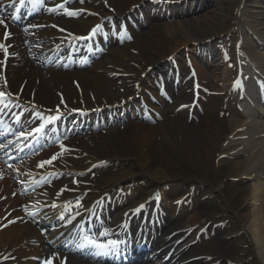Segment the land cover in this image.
Returning a JSON list of instances; mask_svg holds the SVG:
<instances>
[{
    "label": "bare ground",
    "instance_id": "1",
    "mask_svg": "<svg viewBox=\"0 0 264 264\" xmlns=\"http://www.w3.org/2000/svg\"><path fill=\"white\" fill-rule=\"evenodd\" d=\"M2 1L12 3L20 0ZM66 1L43 0L41 15L31 24L57 21L50 15L57 2ZM86 1L84 5L79 3L73 6L80 8L81 13L66 17V21L62 23V27L66 28L65 32L59 33L47 25L42 32H38L37 35L43 37L41 40H51L55 45L48 53L57 51L60 47L57 44L63 38L69 43L75 41L80 28L95 24L104 26L103 17L111 12L101 0ZM142 1L144 0H109L107 4L115 6L117 14L121 15L138 12L135 5ZM211 2L209 14L214 15L210 18L203 19V15H198L188 22L170 23L174 25L173 38L168 31L169 23L150 18L151 25L144 32L135 34L133 43L123 47L110 46L103 59L89 61L85 68L70 58L53 62L48 67L34 62L33 51L26 43V35L8 21L0 24V44L7 48V54L0 49V93L8 100L6 107L9 113L5 116L0 108V124H3L1 121L8 122L9 116H18L36 129L42 127L46 119L51 116L57 118L63 111L102 109L103 112L107 103L117 95H122L121 88L131 77H134L136 86L140 87L143 99L148 100L145 103L154 111L151 118L155 120L150 124L129 121L122 127L107 130L104 140L107 144L98 147L99 151L93 148L94 152H88L84 148L87 142L83 139L69 138L61 144L64 149H60V152L64 155L76 154L77 161H71L72 163L70 158L64 156L44 167H38L41 161L49 160L53 155L50 150L52 147H43L37 156L26 159L22 162L24 166L17 169L26 171L25 177L13 174L16 184L11 183L12 178L7 175L8 167L0 162V170H3L0 171V264H35L37 258L44 260L42 264H106L81 259L78 249L64 251L65 246L61 241L63 236L68 230L78 226L75 222L77 213L71 206L82 201L85 206L83 220L91 225L95 218V198L107 192L114 183L139 176L149 186L143 202L101 217L110 216L109 222L114 225L116 237L128 239L126 246L137 251L136 256H131L133 259L150 261V264H170L167 253L171 247L189 231L201 233L205 229L204 222L209 217V213L200 208L199 211L186 214L179 225H171L167 221L179 209L181 196L177 194L180 185L193 179L182 167L181 161L173 158L177 154L197 170H204L209 160L222 156L226 163L224 172L227 178L251 181V184L238 191L226 193L223 198L232 200L230 209L240 220L246 222L256 256L264 264V0ZM158 5L164 12L163 17L166 14L172 17L185 12L180 8ZM143 6L145 7L144 4L140 7ZM185 22L188 26L180 30L179 27ZM232 28L236 29L233 44L236 50L231 67L227 68L223 56L218 57L209 45L213 41L215 44V37L222 32L229 29L232 32ZM209 39L211 40L208 41ZM174 40L177 44L192 41V50L202 49L199 54L205 67H212L214 71L218 70L219 65L224 68L223 79H219L214 73L207 74L194 60L196 75L192 79L187 78L190 79L186 80L187 86L185 84L180 90L183 94L178 93L184 96L186 93L183 90L189 87L194 93L188 94L187 98H192L193 103L198 101L201 105V112L195 110L190 122L174 114L177 105L161 107L150 99L153 97L154 101L163 103L162 95H158L156 85L149 77L154 72L148 71L145 75L142 73L146 67L144 62L151 63L159 55L167 58L179 49V46L173 47ZM230 46L231 44L227 47ZM178 67L180 71L181 66ZM184 76L186 77V72ZM246 82L252 84V92L241 88ZM208 83H211L210 88L221 90L224 96L229 88L231 91L238 90L243 110L234 108L228 118L223 117L221 112L224 102L213 94L203 93ZM118 88L120 89L117 90ZM168 91L170 94L175 92L171 88ZM23 113L28 117H23ZM159 119L161 122H158ZM11 138L15 139L16 136ZM26 145L28 143H22L18 147L17 143L11 149L18 153ZM27 152L30 154L31 151L27 149ZM121 157L129 159L128 168L121 171L105 170L99 179L93 181V185H75L67 177L70 171L84 170L98 160L111 161ZM63 162L67 167L61 166L60 163ZM87 162L89 163L86 164ZM15 166L9 165L10 169ZM62 169L68 171H64L59 179L50 177L48 181H44L41 178L62 172ZM155 190L160 191L161 201H151ZM169 197H174L175 202L170 207L171 212L164 205ZM248 203L254 206L253 213H242L241 210ZM106 208L109 209L108 206ZM153 213L157 220L167 224L160 229L154 226L159 223L150 221ZM138 216L144 217L145 222L137 224ZM142 236H146L147 242L154 239L150 250L145 247L138 250V244L145 240ZM109 242L104 244L108 245ZM173 247L172 255L178 251L183 257L180 256L176 263L171 264H207L204 259H196L197 255L191 250V245L180 244ZM227 249L226 245L219 246L216 253L225 257Z\"/></svg>",
    "mask_w": 264,
    "mask_h": 264
},
{
    "label": "rangeland",
    "instance_id": "2",
    "mask_svg": "<svg viewBox=\"0 0 264 264\" xmlns=\"http://www.w3.org/2000/svg\"><path fill=\"white\" fill-rule=\"evenodd\" d=\"M101 2H103L105 8L111 9V12L114 15H117L115 17L120 18V14H117L118 9L115 6H109L107 4L109 3V0H101ZM210 2L211 0L172 1L170 2V4L172 5H168L169 8H172V9L180 8V9H183L185 12H183V14L172 16V17H169V15L166 14V17H163L164 12L161 9V7L158 5V3L162 4L161 2H157L156 0H144L142 2H139L137 5H135L136 7H138V12L128 14V21H129L128 24L129 25L132 24V26L135 27L137 32H139L140 34L148 29L149 27L148 21H152L150 20V18L157 19L161 22H167L169 24L176 23V21L188 22L192 17H197L198 15H203L201 17L203 19L210 18L211 15L212 16L214 15L212 13L209 14L211 12L210 8L212 7ZM33 4L35 5H32V11H38L39 5L37 3H33ZM143 4L145 5V7L144 6L140 7ZM23 7H25V5H23ZM58 10H61V9H58ZM19 12L22 14H28L26 7L24 9H20ZM9 13L10 11L6 12L5 10H3L0 14H9ZM55 14H58V11H56ZM186 22L181 27H179L180 30L181 28L184 29V27L188 26ZM60 23L59 24L55 23V24L57 25V27H61L62 23L61 24ZM120 24L121 22L119 20H117L113 24V28L115 31L122 29V27H119ZM84 30L85 29H82L81 31L83 32ZM168 31L171 33V37L173 38L174 37L173 33L175 31L174 25L172 24L168 25ZM231 31L232 32H230V29H229V31L227 30V31L222 32L221 34L215 37V40H217V42L214 44V41H213V43L209 45V48L211 50H214L218 57H220V54L223 50H225V53L227 52V60L226 62H224V63H227V68H230L229 65H231L232 60L234 58L233 57V51H234L233 44H234V39L236 36L235 34L236 29L232 28ZM210 40L211 39H209L208 41ZM132 42H133V37H130V39L129 37H126L125 39L126 44H131ZM184 42L185 41L182 42L183 44L181 43L177 44L176 41L174 40L173 47L179 46V49L174 51V54L172 55L173 58L171 57L170 59H167L159 55V56H155V58L153 59L151 63L142 62L143 64L146 65V67H144V70L151 71L152 69H155L153 70L154 72L165 74L167 71L173 72L175 70L172 68L175 66V63L176 64L179 62L180 64L187 63V62L191 63L192 61L194 62L195 60L197 64L203 67L204 71L207 74L214 73L217 76V78L223 79L222 77V73L224 72L223 66L219 65L217 67L218 70H215V71L213 70L212 67L210 68L205 67L204 62L200 60L201 57L199 53H201L202 49L197 48L196 51H194L192 50L194 46V43L192 41H187L185 43ZM229 44H232L231 51H227L226 49V46H228ZM30 47L31 49L34 50L35 53L40 52V50H38L36 47L32 45ZM61 54H64V53H61ZM103 58H104L103 50L91 56V59L100 60ZM34 59L36 60L35 57ZM196 62L194 63L196 64ZM132 78L128 84L130 88L128 87L127 90H130L134 86V81L132 80ZM207 85L210 88L211 83H208ZM119 89L120 88H118L117 90ZM210 89H213V88H210ZM216 91L219 94L217 96L218 100L220 101L223 100L222 102H224L226 106L225 110H223L222 112V116L225 118H228L229 115H231V110L233 109L232 108L230 110L228 109V107L233 106L234 102L236 105H238L239 101L232 94L229 97L234 102L231 103L232 101H227L226 97H224L219 90H216ZM186 100H189V98H187ZM172 101L173 103L175 102V104H177L181 100L177 98V99H173ZM172 101L171 102L168 101V102L172 103ZM176 115H178L179 117L185 118L186 110H179L176 113ZM112 125L114 124H111L110 126ZM119 127H122V122L115 124L114 126L108 128V130L119 128ZM106 129L107 128L105 129L102 128V130L100 131L94 132L93 134H89V135L87 134L86 136H84L83 141L87 142L86 147H84L86 151L94 152L92 150L93 148H95L96 151H99L100 149L98 147H100L103 144H107L106 141H104L106 139V131H107ZM75 155L76 154H68L70 158V163H72L71 161H75V160L77 161L78 156H75ZM173 158L176 160H180L182 163V167L187 172H189L193 177V179H191L189 182H185L183 184V187L180 188V191H179V193L181 194L183 192H186L185 194L186 200L184 201L185 202L184 208H187V210L185 211H188L190 202L195 200L197 201V205L199 207L200 205L204 206V208L209 213L210 216L207 219V221H209L208 222L209 227L212 226L211 222L213 221L219 222V220H223L222 218L228 219L227 223L223 224L222 226H217L214 228V235H215L214 238H211L210 240H206L204 238L203 240L199 241L198 245L197 243H194V244L191 243L193 247L192 250L198 253L199 256L203 255L205 257L204 258L205 262L209 264H262L261 259L256 256V252L253 247L252 240L249 237L248 232H247L246 222L240 220L234 214V211L230 209V203L232 200H225L223 198L226 193L238 191L239 189L246 187V185L251 184V181L250 182H243V181L239 182V180H232L230 178H227L224 172V169H225L224 167L226 163L222 156L217 157L216 159H213V160H209V162L206 163L204 170L195 169L190 162L185 161L182 158V156L179 154L173 155ZM102 161L103 163H100L98 165H96L97 163H95V166L92 167V169L90 170L70 171L68 175L69 180L78 185H91L94 180L99 179L102 176L105 170L121 171V170L127 169L129 159L121 157L120 159H112L110 162H107V163H106V160H102ZM6 162L8 163V161ZM80 163L81 162H79V164ZM88 163L89 162H87L86 164ZM63 165H65V163ZM80 166L81 165H79V167ZM0 171H3V170H0ZM14 171L15 170L13 169L9 170V177L12 176ZM64 171H68V170H64ZM15 172H17V170ZM148 189H149V186L147 182L143 180L142 178H140L139 176L131 180L130 179L123 180L121 182L114 183L113 186L110 188L111 191L108 197H111L113 200L116 199L115 201H117L118 198L125 199L128 201L129 200L131 201L133 199H142V197L146 194ZM236 195L240 196L239 193H237ZM253 210H254V206L251 203H248L241 210V212L242 213H250V212L253 213ZM180 211L173 214V218L170 220L171 223H181L182 222V220L178 218V215L183 213L184 210L181 211V213ZM232 217H234V220L231 219ZM249 219H251V217ZM225 225H226V228H222ZM223 244L228 247L227 255L225 257H219L217 256L216 252L218 250V246L223 245ZM37 264H42L41 259L37 261Z\"/></svg>",
    "mask_w": 264,
    "mask_h": 264
},
{
    "label": "snow or ice",
    "instance_id": "3",
    "mask_svg": "<svg viewBox=\"0 0 264 264\" xmlns=\"http://www.w3.org/2000/svg\"><path fill=\"white\" fill-rule=\"evenodd\" d=\"M21 3L24 2V0H20ZM81 2H83V0H81ZM51 11V9H50ZM75 13H69V15H74ZM0 24H4V21L3 20H0ZM5 27H7V25L5 24L4 25ZM99 27V26H97ZM95 31V29L93 30ZM7 33L5 34V36L7 37ZM130 39V37H129ZM0 49H3L5 54H7V48L3 45V44H0ZM0 95H3L2 93H0ZM56 119V117H52L51 120L54 121ZM51 122V121H50ZM42 128L41 127H38L36 129H34L33 131L35 133H39L41 132ZM33 134V132H28V133H25V132H20V137H23L25 140L28 139L29 136H31ZM61 147L63 148V145H61ZM57 157L54 155L52 156L49 160H45V161H41L37 166L38 167H44L45 164H50L53 160H55ZM63 218V217H62ZM84 240L87 242L88 245L90 246H93L99 250H101L102 252H108V251H111L113 249H115L116 247V241H110L108 245H105V244H102V243H98L97 241L91 239L90 237L88 236H85L84 237Z\"/></svg>",
    "mask_w": 264,
    "mask_h": 264
}]
</instances>
